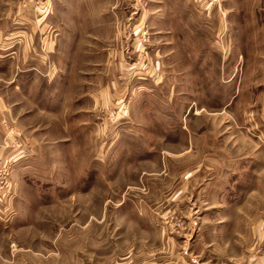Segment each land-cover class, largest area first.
<instances>
[{
  "label": "rangeland",
  "instance_id": "1",
  "mask_svg": "<svg viewBox=\"0 0 264 264\" xmlns=\"http://www.w3.org/2000/svg\"><path fill=\"white\" fill-rule=\"evenodd\" d=\"M3 164L0 264H264V0H0Z\"/></svg>",
  "mask_w": 264,
  "mask_h": 264
},
{
  "label": "built area",
  "instance_id": "2",
  "mask_svg": "<svg viewBox=\"0 0 264 264\" xmlns=\"http://www.w3.org/2000/svg\"><path fill=\"white\" fill-rule=\"evenodd\" d=\"M213 2L215 0H212ZM6 164L0 165V183L7 185V175L5 171H8V169L5 167ZM1 166H3L4 168H2Z\"/></svg>",
  "mask_w": 264,
  "mask_h": 264
}]
</instances>
